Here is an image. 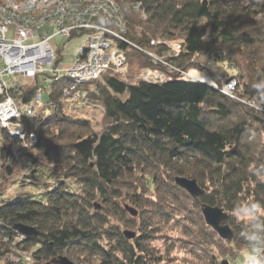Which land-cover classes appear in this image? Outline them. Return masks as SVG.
I'll list each match as a JSON object with an SVG mask.
<instances>
[{
	"label": "trees",
	"instance_id": "1",
	"mask_svg": "<svg viewBox=\"0 0 264 264\" xmlns=\"http://www.w3.org/2000/svg\"><path fill=\"white\" fill-rule=\"evenodd\" d=\"M114 1L129 29V44L120 47L128 57V79L109 73L83 87L84 108L104 111V130L93 131L90 121L76 118V108L62 101V90L71 82L63 77L47 92V102L55 106L52 113L43 109L22 117L25 133L36 136L32 149L14 154L22 143L1 131L7 139L0 146L7 174L26 156V164L40 167L33 150L60 176L49 173L56 183L50 181L37 196L0 199V264H47L73 252L100 264H160L155 236L177 216L168 191L186 197L195 208L220 207L230 216L228 222L236 203H264V183L248 170L250 164H264V0ZM137 2L143 14L134 9ZM152 40L179 42L182 51L168 56L166 47L152 46ZM139 48L166 56L184 72L201 65L203 55L231 67L237 74L225 80L237 79L234 96L222 93L219 81L215 88L180 77L158 84L139 80L142 70L163 68ZM37 94L34 88L19 97L27 103ZM40 176L35 169L30 178ZM175 177L197 180L205 195L192 199ZM67 180L75 181L80 192ZM98 199L108 205L107 215L94 211ZM125 199L137 207V217L127 216ZM119 216L126 228L139 227L134 240L111 222ZM17 225L33 227L38 234L24 238ZM231 228L232 243L246 247L240 235L245 224ZM200 236L188 244L200 245ZM201 237L212 238L210 252L223 244L211 229ZM24 252L31 253L32 263L20 256ZM14 255L19 262L12 261Z\"/></svg>",
	"mask_w": 264,
	"mask_h": 264
},
{
	"label": "built area",
	"instance_id": "2",
	"mask_svg": "<svg viewBox=\"0 0 264 264\" xmlns=\"http://www.w3.org/2000/svg\"><path fill=\"white\" fill-rule=\"evenodd\" d=\"M134 9L144 13L141 4H135ZM128 33L127 22L114 0H0V129L22 143L13 148L14 154L36 142L35 135L25 133L22 117H33L43 109L55 110L53 104L43 102L54 81L67 77L71 82L62 90V101L82 109L86 106V84L109 73L127 80L128 60L120 47L129 44ZM58 36L86 38L72 65L64 69L59 68L63 59L52 44ZM151 45L166 47L168 56L173 57L182 51L180 43L170 40H152ZM145 54L163 68H146L139 80L158 84L191 76L189 71L173 66L166 56ZM208 85L220 86L215 80ZM34 88L38 94L32 101L26 103L19 97ZM236 88L235 79L221 83V92L230 97ZM23 259L33 262L31 255Z\"/></svg>",
	"mask_w": 264,
	"mask_h": 264
},
{
	"label": "rangeland",
	"instance_id": "3",
	"mask_svg": "<svg viewBox=\"0 0 264 264\" xmlns=\"http://www.w3.org/2000/svg\"><path fill=\"white\" fill-rule=\"evenodd\" d=\"M133 4L135 5L140 3L137 2ZM85 40L86 38H74L69 40L68 38H64L60 36L56 37L53 40L52 44L57 49L58 56L63 59L62 61L59 62L60 69L67 68L72 65V63L75 60L77 50L85 42ZM141 52L145 56H147L143 51ZM198 61L201 64L198 66L199 68L198 67L191 68L190 70H188L189 73L190 74L197 73L204 75L210 81L209 82L202 81L201 79L197 78V76L194 75H191L193 76V78L189 75V77L187 79H183V81L196 82L195 80H197V82L211 84L213 80H215L217 82L219 81L220 83H224L225 79L228 78V75L230 76L237 74V72L233 70L231 67L215 64L205 55L199 57ZM126 71H127L126 75L128 79L129 67L127 68ZM127 96L128 95H125L123 99L127 98ZM47 101H48V94L44 93L43 102L46 103ZM72 112H74L76 118L86 119L90 121L92 125V130L95 131L96 133H101L104 130L103 109L93 108L88 106V108L86 109L78 108L72 110ZM1 131L2 130L0 129V146H3L6 143L7 139L5 137V134ZM32 148H33L32 144L29 143L28 148L24 150H29ZM30 152L34 153V155L35 154L37 155L39 162L38 164L40 165V167H35L31 163V161L26 164V161H29V158L26 156L25 158H23L24 161H22L21 159L20 161H17L16 163L13 164L12 175L7 174V169H6L7 167L3 165L2 160L0 158V199H12L16 196H33V195L37 196L39 191L44 190L47 187H50L51 185L50 181L52 183H56V179L55 178L50 179V177L48 178V174L57 173L56 176L57 178L60 176L58 169L50 168L48 167V165L44 164V160L42 159L41 156H39L37 152H34L33 150H31ZM183 164L185 163H182L180 165ZM35 169L40 170L41 175H43L40 176L36 181L30 178L32 171ZM184 169L189 170L191 168H189V166H185ZM137 182H139V180ZM66 183L70 187H72L71 189L73 191L80 192L81 187H79L75 183V181L67 180ZM168 195L172 198V200H174L175 203L174 212L175 214H177V216L175 220L170 222V225L168 227L164 228L161 233L155 236L156 238L154 240V247H156V250L159 251L158 256L161 255L160 257L163 260L160 264H222L225 261H227L229 264H244V253L247 250V248L238 247L234 242L232 243V241L224 242L223 240L222 245L218 244V246L215 248V251L210 252V246H211L210 242L212 241V238L207 239L208 237L206 236L207 238L204 239L201 236L202 234L205 235L206 232L209 233L210 229L213 231V229L208 227L204 220L202 214V206L195 208V206L192 205V203L188 199H186V197L177 198L175 196H172V194L169 193V191H168ZM191 198L194 199L193 197ZM94 204H95L94 206L95 212L107 215V212H109V208L107 207L108 205L106 204V202H103L102 200L98 199L97 201L94 202ZM122 205L124 208L126 205H129L130 207L137 209V207H135L134 204H132L130 201L126 199L123 201ZM196 212H199L198 216H196ZM127 216L129 218H132V216L128 212H127ZM122 220L123 219L120 216L117 218L111 217V222L115 225H118L122 233H124L126 230H130L132 232H135L137 235H139V227L126 228ZM233 223L239 225L242 224L243 222L242 221L238 222L235 219V217L232 216V220L228 222V224L231 227H233ZM21 236L26 238L23 235ZM198 236H200V239L198 241L200 245L195 244L194 246H191L190 244H188L191 243L189 241H192L194 237H198ZM217 237L218 239L222 240L218 234ZM30 255L31 253L24 252L21 253L20 256L28 257ZM20 256L14 255L12 261L16 263L19 262ZM63 256L69 258L75 264H100L96 259L94 258L90 259L88 258V256H85L84 254H80L78 252L77 253L73 252L72 254L64 253ZM52 262H48L47 264H52Z\"/></svg>",
	"mask_w": 264,
	"mask_h": 264
},
{
	"label": "clouds",
	"instance_id": "4",
	"mask_svg": "<svg viewBox=\"0 0 264 264\" xmlns=\"http://www.w3.org/2000/svg\"><path fill=\"white\" fill-rule=\"evenodd\" d=\"M248 170L257 181L264 183V164H250ZM231 214L245 224V230L240 233L247 248L244 264H264V203L258 200L240 201L233 206Z\"/></svg>",
	"mask_w": 264,
	"mask_h": 264
},
{
	"label": "water",
	"instance_id": "5",
	"mask_svg": "<svg viewBox=\"0 0 264 264\" xmlns=\"http://www.w3.org/2000/svg\"><path fill=\"white\" fill-rule=\"evenodd\" d=\"M175 183L181 189L185 190L191 197L195 200L200 199L203 195H205L204 189L198 184L197 180L177 177L175 179ZM126 211L132 216L137 217L138 211L129 205L125 206ZM202 214L204 220L208 227L212 228L219 237L224 241H232L234 239V233L232 228L229 226V215L220 207H212L210 205H202ZM15 230L25 237L36 236L37 230L33 227L26 225H17ZM124 236L127 240H134L137 236L135 232L126 230ZM52 264H75L69 258L65 256H61L58 259L54 260ZM222 264H229L227 261Z\"/></svg>",
	"mask_w": 264,
	"mask_h": 264
},
{
	"label": "bare ground",
	"instance_id": "6",
	"mask_svg": "<svg viewBox=\"0 0 264 264\" xmlns=\"http://www.w3.org/2000/svg\"><path fill=\"white\" fill-rule=\"evenodd\" d=\"M191 75L197 76V78H199V79H201L202 81H205V82H209V81H210V80H208V79L206 78V76L201 75V74L192 73Z\"/></svg>",
	"mask_w": 264,
	"mask_h": 264
}]
</instances>
